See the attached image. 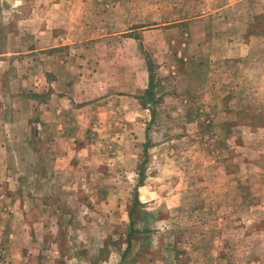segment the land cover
I'll use <instances>...</instances> for the list:
<instances>
[{
  "label": "rangeland",
  "instance_id": "374dc122",
  "mask_svg": "<svg viewBox=\"0 0 264 264\" xmlns=\"http://www.w3.org/2000/svg\"><path fill=\"white\" fill-rule=\"evenodd\" d=\"M102 39L106 86L87 96L108 109L89 123L90 107L62 98L54 138L34 139L30 127L31 150L19 162V134L6 123L17 120V130L20 116L7 96L41 87H17L18 77L35 81L43 64V94L72 95L61 74L77 67L61 63ZM144 63L150 87L111 91L138 87ZM35 113L28 104L21 117L34 122ZM66 134L70 149L60 143ZM7 175L25 179L3 197ZM23 205L37 210L29 229L7 214ZM121 260L264 264V0H0V264Z\"/></svg>",
  "mask_w": 264,
  "mask_h": 264
},
{
  "label": "crops",
  "instance_id": "0c3cea01",
  "mask_svg": "<svg viewBox=\"0 0 264 264\" xmlns=\"http://www.w3.org/2000/svg\"><path fill=\"white\" fill-rule=\"evenodd\" d=\"M44 37V35H43ZM105 39L99 40L98 44H95L94 46L90 47L89 49H84L83 50V57L79 60H73V63L71 61L65 62V63H61V68L65 67L68 70H73L74 66L77 67V69H74L73 71H71L70 73H63L61 74V77L63 76V78L67 77V81L69 86H73L74 87V92L72 95H68L65 96L63 94H60L58 92H56V90H48V87H46V93L47 94H43V89H42V81L45 82V68L43 66V64H38L35 66V81L34 80H29L31 79V77H24L22 78V76L18 77V80H16L17 83V87L22 84L25 83L27 86L30 85H37V88H40L39 90H32L31 94L26 95L27 91L23 93V90L20 86V92L21 94H18L17 96H11L10 94L7 96V103H8V109H9V113H14L15 115H19L20 119L18 120V124L19 126H17V130H13L14 127L16 126V121L14 120L12 122H7L6 126H10L11 128H9V131H14V132H18L19 137H17L19 139V141H15L14 147L13 148L10 144H8L7 146H3L4 148H6L8 154L10 155L13 149H17L19 162L23 161L21 160L22 158H27L29 151L31 150V138L30 136L27 134V132L29 131V129H31L30 127H32V132H33V136L32 138L34 139H39L45 132L49 133L51 132L52 136L51 138H54V132H57V128H56V115L57 113H59V107H60V101H62V98H65V100L67 102H75V103H79V105L77 106V110L79 111H83L86 112L87 108H91L92 112L90 114H87L88 116H91L89 123H91L92 119L94 118V116H96L97 118L101 115L100 111H105L108 109L107 107V103L105 99H99V98H94V94H93V98H88L87 94L91 95L92 93H96V92H100L102 91V89L105 88L106 84L102 83L101 80V76L99 74V66L103 64L104 60L102 59V53H103V49L101 46V42H104ZM31 51V50H30ZM27 52V51H26ZM96 55L99 54V59H93L92 55ZM79 65L82 67V69H79ZM92 66V68L94 70H89L88 68H90ZM32 73V72H31ZM139 86L137 87L136 85H134L133 83H130L129 85H127V88H122L123 86H116L114 88H111V91L113 92H128L129 94L131 93H136V92H141L142 90H145L147 87V66L144 63V66L141 67V69H139ZM72 75V76H71ZM65 76V77H64ZM135 77V75H131V77ZM53 77L59 79V74L57 73H53ZM145 80V81H144ZM54 82V79L53 81ZM73 82H75V84H73ZM39 85V87H38ZM114 85V84H113ZM26 86V87H27ZM27 89V88H26ZM73 90V89H72ZM98 94V93H97ZM32 95V96H31ZM44 95V98L41 100H39V98L41 96ZM13 97V98H12ZM92 97V96H91ZM97 97V96H96ZM124 98H126L125 96H122ZM16 101V104H11V101L13 103V101ZM30 105L31 109H35L36 113L34 114V122H29L27 120V116H22V112L26 111V106ZM15 105H18L17 108H15ZM109 105V104H108ZM152 106V104L150 102H148L146 104V109H142L143 112H147L150 115V107ZM137 109H141V106L139 104H136ZM136 109V108H135ZM22 112H19V111ZM94 123L96 127L99 126V122L97 120H94ZM89 125V124H88ZM67 133H69L67 131ZM50 134V133H49ZM14 135V134H13ZM10 140V139H9ZM36 140V141H37ZM55 142L57 141H49L48 142V146L52 149L57 150L58 156H63L61 152H59L60 148H59V144H55ZM73 142L74 139L70 137V135L66 134L63 136L62 140H61V144H63L64 146H67L68 149H70V145L73 146ZM14 143V140L11 142V144ZM56 156V155H55ZM63 158L65 159V157L63 156ZM22 163V162H21ZM24 164V163H23ZM34 170V171H33ZM31 171V179L33 180V184L34 181H37L40 178V175H38L37 170L33 169ZM28 176V175H26ZM17 180V179H25V177L23 176H6L5 178H3V197H5V195H7L6 191H8L9 188H11V182L12 180ZM27 179V178H26ZM13 183V182H12ZM32 184V185H33ZM139 188V187H138ZM137 188V189H138ZM30 191V189L28 190ZM25 199L28 201H32L34 204H40L42 205V201L41 203L36 201V198H33L31 196H29L28 194H25ZM138 199V196H137ZM13 207V206H12ZM12 207L7 208V214L9 213L10 216L8 217L10 219V221H13L15 217L19 216V221L21 220L20 224L23 228L29 229L31 227L32 222L29 221V219H27L29 214H33L34 211H36L35 213H37L36 209L33 208H29L28 205H23L20 206L19 209H14L12 210ZM13 212H18L17 214L13 213ZM32 225H35V223H33ZM10 228V227H9Z\"/></svg>",
  "mask_w": 264,
  "mask_h": 264
},
{
  "label": "trees",
  "instance_id": "16d2710c",
  "mask_svg": "<svg viewBox=\"0 0 264 264\" xmlns=\"http://www.w3.org/2000/svg\"><path fill=\"white\" fill-rule=\"evenodd\" d=\"M150 80H151V71H150V68H149V66L147 65V87H150ZM149 102H151V101H149ZM150 110V109H149ZM149 112H151V110L149 111ZM142 178H143V173H142V170H140L139 171V173H138V180H137V185H140L141 184V182H142ZM137 192H136V189L133 191V198H132V203H133V205L134 204H136L137 203ZM131 212H132V207H131V209L129 210V212H128V215H127V217H128V220H129V233L128 234H130L133 230H132V221H131ZM127 247H128V245H127ZM128 249V248H127ZM125 252L127 251L126 249L124 250ZM124 252V253H125ZM123 253V254H124ZM118 264H122V260L118 263Z\"/></svg>",
  "mask_w": 264,
  "mask_h": 264
},
{
  "label": "clouds",
  "instance_id": "9594fccd",
  "mask_svg": "<svg viewBox=\"0 0 264 264\" xmlns=\"http://www.w3.org/2000/svg\"><path fill=\"white\" fill-rule=\"evenodd\" d=\"M15 2H16V5H19L22 2V0H15Z\"/></svg>",
  "mask_w": 264,
  "mask_h": 264
}]
</instances>
